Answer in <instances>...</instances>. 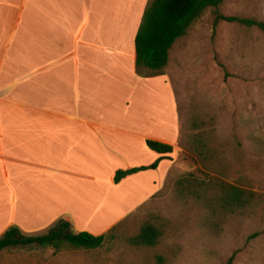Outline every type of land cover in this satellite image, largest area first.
I'll return each mask as SVG.
<instances>
[{
  "label": "crops",
  "instance_id": "crops-1",
  "mask_svg": "<svg viewBox=\"0 0 264 264\" xmlns=\"http://www.w3.org/2000/svg\"><path fill=\"white\" fill-rule=\"evenodd\" d=\"M148 2L0 0V237L15 224L50 226L71 196L135 212L163 187L169 159L114 183L118 171L161 158L147 140L181 139L179 114L171 141L168 108L146 106L147 86L168 90L165 75L136 69Z\"/></svg>",
  "mask_w": 264,
  "mask_h": 264
},
{
  "label": "rangeland",
  "instance_id": "rangeland-1",
  "mask_svg": "<svg viewBox=\"0 0 264 264\" xmlns=\"http://www.w3.org/2000/svg\"><path fill=\"white\" fill-rule=\"evenodd\" d=\"M219 11L264 22V0H224ZM214 19L213 10L208 9L173 46L166 75L159 79L168 90L152 87V91L147 86L150 115L168 108L171 141L178 136L176 115L182 123L180 142L170 163L166 162L173 166L160 191L135 212L125 206L115 208L112 200L103 208L97 200L100 195H75L73 201L71 196L53 213L60 216L50 226L44 223L26 230L15 224L10 228L43 235L67 216L73 230L95 236L117 226L113 240L97 250L10 248L0 253V264H227L235 252L234 264H264V32L225 21L215 27ZM144 104L139 99V107ZM194 135L206 138L213 150L206 157L220 162L216 171L205 168L199 148L192 151L189 137ZM189 175L197 182H224L252 191L262 197L263 207L239 218L222 216L213 223L217 228L208 227L204 206L193 196L179 197L178 183ZM153 215L166 221L160 244L132 246L128 240Z\"/></svg>",
  "mask_w": 264,
  "mask_h": 264
},
{
  "label": "trees",
  "instance_id": "trees-1",
  "mask_svg": "<svg viewBox=\"0 0 264 264\" xmlns=\"http://www.w3.org/2000/svg\"><path fill=\"white\" fill-rule=\"evenodd\" d=\"M224 0H152L147 6L142 24L135 40V64L139 75L156 78L166 75L170 62V53L175 43L185 37L191 27L208 10L214 12V25L221 22L238 23L248 28L257 27L264 32V22L254 18L229 17L220 13L219 8ZM195 122V126H196ZM197 127V126H196ZM191 139V142H190ZM192 151L201 150L199 157L203 159L205 168L216 171L220 166L217 157H206L213 153L202 135L189 137ZM147 146L161 155V158L149 167L120 170L115 175V183L119 184L128 176L145 170H156L165 159L171 160L174 147L159 141L147 140ZM204 149V150H203ZM206 150V153L204 152ZM194 176L179 181V197L193 196L202 204L207 212V226L219 218L233 216L243 217L247 212L256 211L262 206L260 195L224 182H197ZM189 190V191H188ZM157 221L161 222L160 226ZM166 221L153 215L142 225L139 233L128 241L135 247H157L165 234ZM112 228L107 234L95 236L88 232H76L72 229L70 217L60 219L43 235H25L19 228L12 227L0 237V253L6 249L36 246L50 248L55 252L64 250H97L107 241L114 239ZM235 252L227 264H234Z\"/></svg>",
  "mask_w": 264,
  "mask_h": 264
}]
</instances>
